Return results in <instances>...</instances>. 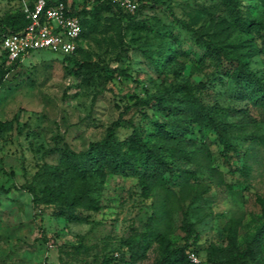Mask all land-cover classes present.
Listing matches in <instances>:
<instances>
[{
	"label": "rangeland",
	"instance_id": "obj_1",
	"mask_svg": "<svg viewBox=\"0 0 264 264\" xmlns=\"http://www.w3.org/2000/svg\"><path fill=\"white\" fill-rule=\"evenodd\" d=\"M142 1L145 5L131 18L115 12L92 18L73 60L40 49L5 74L0 87V120H11L13 127L0 134V264H106L105 259L111 257L115 259L110 264H130L128 244L140 238L152 213L151 199L140 194L138 175L107 174L101 208L89 212L86 221H67L55 216L50 206H34L25 186L32 183L40 189L42 183L34 174L43 164L58 162L59 148L67 145L75 151L85 150L121 114L143 126L147 134L153 131L163 114L135 105V95L143 97V90L150 94L185 80L193 85L203 83L201 98L219 105V121L264 133L258 111L191 31L216 33L229 56L246 58L252 73L264 74V52L252 35L226 26L221 0H161L156 7L150 0ZM9 6L0 0V16ZM258 10L264 19L263 8ZM247 105L245 115L231 111ZM126 107L129 109L123 113ZM197 130L192 127L185 137H201ZM129 132L130 128H119L118 138ZM204 137L210 167H203L205 163L199 160L181 165L195 171L199 186L172 187L184 197H172L174 202L169 203L170 236L182 242L184 233L179 226L185 212L198 232L200 264H220L246 246L253 255L240 258L237 264H264V217L256 202L264 190V149L252 152V170L245 180L236 168L242 166L247 144L233 138L236 151L225 161L214 131H204ZM177 173L173 171L170 177L176 178ZM164 178H169L168 173ZM206 185L209 191L194 198ZM232 221L238 222L234 243L227 237ZM210 244L218 249L212 258L207 255ZM157 254L153 244L131 264H150Z\"/></svg>",
	"mask_w": 264,
	"mask_h": 264
},
{
	"label": "trees",
	"instance_id": "obj_2",
	"mask_svg": "<svg viewBox=\"0 0 264 264\" xmlns=\"http://www.w3.org/2000/svg\"><path fill=\"white\" fill-rule=\"evenodd\" d=\"M10 4L6 13L0 16V44L2 38L11 32H18L27 23L24 13L13 5L14 0H5ZM70 8L72 15L78 17L81 25L80 41L86 38L92 18L100 19L103 12L118 13L119 16L131 18L145 1L136 2V8L129 12L120 8L114 0H62ZM151 5L162 4L161 0H150ZM227 15V27H235L252 35L261 52H264V19L258 8L264 10V0H221ZM255 3V4H254ZM254 4V7H253ZM256 7V8H255ZM259 11V12H258ZM185 28L188 26L183 24ZM191 29V28H190ZM196 41L207 51L208 55L216 60L217 65L224 68V74L234 82L236 89L248 98L251 107L259 114V121L264 124V74L257 76L248 68L246 58L229 56L222 43L221 36L211 33L208 29L196 31L191 29ZM80 41L76 50L69 54H62L67 61L80 50ZM1 49V47H0ZM7 55L1 49L0 54V87L5 74L14 67L20 66L21 61L15 60L6 65ZM124 74V70L119 71ZM205 84H191L188 80L176 84H169L157 92L148 94L143 90V97L135 95V105L142 109H152L163 114L156 120L155 129L148 134L141 125H134L131 119L123 118L122 114L112 121L106 128L105 135L97 141L88 144L85 150L75 151L67 145L58 149L59 158L55 164H43L34 174L42 183L38 189L30 183L25 186L31 195L34 206L45 205L53 209L57 217H64L67 221H86L89 212H97L101 208L102 190L107 174L138 175V186L143 198L151 199L152 213L140 238H136L129 246V261L140 260L153 244H156L158 254L150 264H196L188 258L189 252L199 256L198 232L193 223L182 214L179 229L184 233L182 242L173 240L170 236L167 210L174 202L172 197L183 198L177 195L172 187L180 185V190L196 183L195 171L182 168V164H192L197 160L209 166L210 150L204 137V131L211 129L221 146L220 156L228 161L230 152L236 151L231 144L233 138H241L247 148L243 152L244 161L240 168H236L245 180L250 177L252 164L250 157L253 151L264 149V133L256 129H248L246 125H237L232 122L218 120L219 105L204 102L200 90ZM129 109L123 110L125 113ZM233 112L245 115L249 106L232 108ZM147 116L146 112L142 114ZM198 127L197 133L201 137L186 138L185 134L192 127ZM11 120H0V134L12 129ZM119 128H130V132L122 139L118 138ZM148 136V139H146ZM177 171L176 178L170 177ZM168 173L169 178H164ZM195 179V180H194ZM209 186H203L194 194L199 198L208 192ZM264 217V190L256 196ZM170 203V204H169ZM238 222L232 221L227 227V237L234 243ZM264 231V229H263ZM218 249L210 244L207 255L212 258ZM253 255L250 246L237 251L235 257L225 259L220 264H237L240 258ZM115 258H106L104 263L110 264Z\"/></svg>",
	"mask_w": 264,
	"mask_h": 264
},
{
	"label": "built area",
	"instance_id": "obj_3",
	"mask_svg": "<svg viewBox=\"0 0 264 264\" xmlns=\"http://www.w3.org/2000/svg\"><path fill=\"white\" fill-rule=\"evenodd\" d=\"M123 10L133 12L135 0H114ZM13 5L21 10L27 23L18 32L6 34L0 47L7 55V61H22L32 52L48 49L60 54L76 50L80 41L81 25L77 16L62 0H14ZM191 262L200 264L199 256L188 253Z\"/></svg>",
	"mask_w": 264,
	"mask_h": 264
}]
</instances>
